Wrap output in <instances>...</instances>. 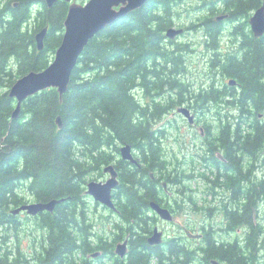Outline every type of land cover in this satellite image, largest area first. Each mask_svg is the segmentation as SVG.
<instances>
[{
	"label": "trees",
	"instance_id": "1",
	"mask_svg": "<svg viewBox=\"0 0 264 264\" xmlns=\"http://www.w3.org/2000/svg\"><path fill=\"white\" fill-rule=\"evenodd\" d=\"M192 3L148 0L108 25L86 46L62 100L57 88L42 90L25 99L19 118L13 119L17 101L9 89L19 77L41 71L51 63L62 42L70 4L58 0L50 8L46 0H0V257L14 261L21 258L23 264L28 261L22 247V220L20 214H12V209L31 201L65 197L53 211L33 217L40 237H34L30 256L37 264H84L80 254L98 249L115 255L118 241L135 234L136 242L125 264H154L149 256L136 251L139 248L153 252V258L177 248L179 251L172 254L181 262L177 259L169 264L192 263L190 247L174 246L170 240L158 246H148L146 242L157 222L148 212L150 201L156 199L157 183L150 175L157 169L156 161L161 165L159 152L144 151L142 166L135 165L134 170L129 168L131 162L117 160L121 144L146 145L151 138L162 135L154 124L175 105L164 97L188 86L177 78L183 81L182 76L190 73L179 58L187 51L186 43L168 47L166 31L182 22L185 12L194 9L201 10L191 25L207 33L217 25L221 27L222 22L215 17L223 12L229 15L224 23L232 20L249 25L248 18L260 7L261 0ZM32 20L35 25L31 27ZM47 26L45 46L40 50L36 34ZM207 40L212 41L209 36ZM246 57V62L237 65L238 70L235 65L236 70L229 72L239 75L243 83L250 82L247 90L251 88L250 92L255 93L257 73L261 68L264 71V59L255 46L247 47ZM136 86L150 100L145 106L135 99ZM253 106L260 109L256 101ZM247 115L248 120L250 115L254 117V126L247 133L249 139L264 138L259 111ZM58 116L62 117V128L56 122ZM111 163L120 173L114 194L118 219L106 216L111 226L107 232L106 228L97 229L92 199L85 191L88 182L95 176L102 177L104 166ZM182 176L186 185L197 179ZM95 205L99 206L97 202ZM137 243L143 245L137 247ZM157 264L163 262L159 260Z\"/></svg>",
	"mask_w": 264,
	"mask_h": 264
},
{
	"label": "flooded vegetation",
	"instance_id": "2",
	"mask_svg": "<svg viewBox=\"0 0 264 264\" xmlns=\"http://www.w3.org/2000/svg\"><path fill=\"white\" fill-rule=\"evenodd\" d=\"M263 2L261 0L260 6ZM219 16L216 15L215 19L222 22V25L213 27L211 33H207L202 27H176L183 28V33L174 39H166L168 47H172L174 43H178L177 39L186 36L188 32L201 30L202 50H198L196 43L187 42L184 50L194 54L187 56L185 52L179 58L189 72L188 64L202 61H207L209 68L197 77L192 73V80L186 81L182 76V83L188 84L186 89H175L164 97V100L173 101L175 105L171 110L166 109L161 117L166 120L161 125L154 124V128L162 135L151 138L147 146L144 143L134 147L131 145L138 163L128 161L131 162L128 165L132 170L135 165L141 167L140 160H144V151L152 154L153 151L159 152L162 160L161 165L156 161L157 169L150 175L157 187L156 199L150 201L148 215L157 220L152 233L158 226L164 233V241L150 245L148 239L152 233H149L146 237L148 246L164 245L170 240L174 246L190 247L191 264H205L206 261L208 264H214V261L222 264H264V138L260 136L255 141L256 138L249 139L247 136L249 128L254 126V117L250 115L251 120H248V112L259 111V119L264 124V71L261 68L257 73L255 93L250 92L251 88L247 90L250 82L243 83L239 75L229 72L236 68L238 70L237 65L246 62L248 46H255L260 58L264 59V34L256 35L250 24L244 26L232 20L224 23L228 17L218 20ZM207 36L212 41L209 42ZM253 37L256 40H251ZM184 50L181 48V51ZM133 93L135 99L144 106L150 101L139 86L134 88ZM253 101L258 103L259 110L255 109ZM181 107L189 109L194 115L193 123L178 112ZM173 118L187 122L200 136L189 133ZM172 128L177 129L175 135H170ZM119 155L121 156V150ZM119 155L117 160L121 158ZM115 167L119 172L116 165ZM186 173L202 179L204 188H197V192L192 187L182 188L181 181L175 179L174 175ZM106 175L103 181L109 178V174ZM173 180L177 181L174 188L171 183ZM201 191L206 193L204 197L200 196ZM114 200L116 203L115 196ZM152 201L168 208L174 216L173 220L162 219L151 207ZM168 226L172 228L169 229ZM135 237L136 234L123 238L128 239V253L124 257L114 250L117 259L111 252L103 249L80 256L84 264H125L130 247L136 242ZM137 244V247L143 245ZM136 251L149 256L154 264L159 260L163 264H169L179 259L172 254L179 251L177 248L164 250L161 257L156 255L154 258L153 252L149 250L139 248ZM97 252L100 254L95 256L94 253ZM135 260L137 261L136 258ZM179 261L181 262L180 259ZM0 264L23 262L21 258L14 261L0 257Z\"/></svg>",
	"mask_w": 264,
	"mask_h": 264
},
{
	"label": "water",
	"instance_id": "3",
	"mask_svg": "<svg viewBox=\"0 0 264 264\" xmlns=\"http://www.w3.org/2000/svg\"><path fill=\"white\" fill-rule=\"evenodd\" d=\"M58 0H46L48 7H53ZM68 2L69 11L65 20V32L62 42L58 47L54 59L41 71H31L21 77L9 89L11 97L17 101L12 118H19L22 110V103L29 96H32L48 88H57L61 100L69 88L71 76L76 68L79 58L84 52L90 40L108 25L118 21L131 11L142 7L148 0H88L85 3L76 0H65ZM17 6V3H16ZM227 14L220 15L218 20L227 18ZM252 31L256 35L264 34V2L258 7L250 18ZM48 26L36 34V43L40 50L45 46V37ZM183 28L171 27L166 31V37L176 38L182 34ZM178 112L184 114L190 123L195 121V117L190 110L181 107ZM56 122L60 128L64 126L61 116ZM121 158L123 160L138 163L132 153V146L124 144L121 146ZM104 172L109 174L106 181L91 180L87 184L85 193L91 196L95 202L113 210H117L114 200V190L120 184L119 172L113 163L104 166ZM67 198H53L49 201H31L11 210L13 215L26 211L29 215L35 216L44 211H53L56 206L64 202ZM151 207L164 220L171 221L174 216L172 212L161 206L158 202L152 201ZM190 237L193 234L187 231ZM150 245L161 244L164 241V233L156 226L149 239ZM115 253L124 257L128 253V239L119 241L115 247ZM100 253H94L98 256ZM214 264H222L214 261Z\"/></svg>",
	"mask_w": 264,
	"mask_h": 264
},
{
	"label": "rangeland",
	"instance_id": "4",
	"mask_svg": "<svg viewBox=\"0 0 264 264\" xmlns=\"http://www.w3.org/2000/svg\"><path fill=\"white\" fill-rule=\"evenodd\" d=\"M77 2H80V3H85L87 2V0L83 1V0H76ZM190 1H193L192 5H196L200 0H190ZM203 1V5L204 3L206 2H209L210 0H202ZM221 6V5H220ZM188 7H190V4H188ZM184 8V7H183ZM201 9H194L192 10L190 13H184V16L181 18L180 22L176 27H183L185 28V26H192L191 25V20L193 19H196L197 18V15L199 14ZM255 10H253L249 16V23H250V18L251 16L253 15ZM221 14H226V12H223V13H218L217 16L221 15ZM226 20V19H225ZM228 23V21H227ZM31 27L35 25V20H32L31 23H30ZM202 35H203V32L201 30H194V31H190L186 34V36H183L178 40V44H181V43H187V42H194L196 43V47L198 48L199 51L202 50V45L200 44V40H202ZM191 54H194V53H191V52H186V55L187 56H190ZM207 61H202V62H199V63H195V64H188V68L189 70L191 71L190 73H187L185 75H183V77L185 78V80H192L193 79V76L191 75L192 73L195 74V76L197 77L199 74L201 73H205V71L209 68V63H206ZM177 78L179 79V82H183L181 79H180V76H177ZM171 115V113L169 114V116ZM204 116V115H203ZM208 117H209V114H208ZM172 118V117H171ZM174 120H176L175 118H173ZM166 120V119H159L157 122L158 124H162V122ZM179 125L181 127H183L184 129H186L189 133H195V134H199L200 136V133L198 131H196L195 129H192L190 128V125H188L187 122H182L180 119L176 120ZM177 133V129L176 128H172L171 131H170V135H175ZM119 157H121L119 155ZM188 174V173H186ZM95 176V175H94ZM106 174L104 172L103 176L100 177V176H95V178L93 180H97V181H102L106 178ZM182 175H174V178L178 179L181 181V187L184 188L183 186H187V187H192L196 192L198 191L197 188H204V183L202 181V179L198 178V179H192V181H188V185L186 184H183V179H182ZM175 182H177L176 180H173ZM175 186L177 185H173L172 184V187L174 188ZM188 191V190H186ZM206 195V193L203 191H201V197H204ZM91 201H90V206H91V211H92V214L93 216L95 217L96 221H97V229L98 230H102L103 228H106L107 232H109L111 230V226L109 225V221L106 219V216L108 215H112V217L114 219H118V213L117 212H114L113 210L109 209V208H105V206H102V205H99V206H96L95 205V201L94 199L91 197ZM201 204V203H200ZM113 212V213H112ZM27 213H20V218L22 220V229H21V235L23 237V241H22V247L23 249L27 252V258L26 261L24 264H37L33 259L32 257L30 256V252L32 251V241L34 239V237H37L39 238L40 237V231L37 229V227L35 226V219L33 218L34 216H30V218L27 217L26 215ZM169 229L172 228V226H168ZM119 241H123V238ZM118 241V242H119ZM12 245H14V243H12ZM116 247V246H115Z\"/></svg>",
	"mask_w": 264,
	"mask_h": 264
}]
</instances>
